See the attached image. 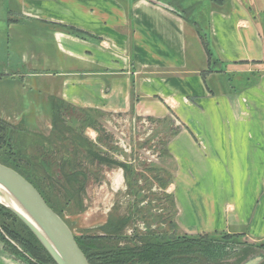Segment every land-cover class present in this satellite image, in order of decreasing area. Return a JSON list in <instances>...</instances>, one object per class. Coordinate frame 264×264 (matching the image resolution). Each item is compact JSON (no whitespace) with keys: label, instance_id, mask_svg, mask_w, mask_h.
<instances>
[{"label":"crops","instance_id":"obj_1","mask_svg":"<svg viewBox=\"0 0 264 264\" xmlns=\"http://www.w3.org/2000/svg\"><path fill=\"white\" fill-rule=\"evenodd\" d=\"M6 2L15 12L0 16L7 58L0 74L18 54L34 92L22 113L36 112L37 92L50 86L33 81L55 73L60 98L74 107L158 120L172 114L181 127L167 144L177 226L189 235L244 227L264 237V9L258 13L257 0L203 1L191 17L203 20L199 28L149 0ZM252 70L260 72L257 84L242 89L237 77ZM7 81L18 80L0 78ZM2 100L12 113L13 102Z\"/></svg>","mask_w":264,"mask_h":264},{"label":"rangeland","instance_id":"obj_2","mask_svg":"<svg viewBox=\"0 0 264 264\" xmlns=\"http://www.w3.org/2000/svg\"><path fill=\"white\" fill-rule=\"evenodd\" d=\"M257 2L260 7V9L258 8L259 13L261 9H264V0H257ZM9 12H15V7L8 6L6 0H0V16L8 18ZM261 18L262 22L260 21V23L264 33V14ZM0 24L2 25V23ZM1 36L0 33V38ZM9 51L12 54L16 52L14 49ZM4 53V50L0 49V73L3 68L5 70L7 67V58ZM10 59L11 68L7 69V73L0 74V78L4 76L18 81L0 83V127L4 129L0 130V160H7L8 157L11 159L10 151L24 154L28 158L38 154L35 149H31L33 139L30 136H47L49 134L51 124L54 122L49 102L57 100L61 102L60 107H62L61 114L57 116V119L59 118V121H62L65 126L73 129L75 135L84 138L88 144L94 147V151L100 157L117 163L116 167L110 169L107 166L100 167V171L97 172V182L90 181L85 189L83 207L79 212L69 214V212L63 211V218L69 224L75 237L87 234L92 237L100 236V228L110 217H118L123 222L124 220L127 222H124L119 234L121 244L125 241L131 244L137 243L140 238L146 235L163 239L168 237L171 239V235L174 238L182 235L195 236L183 232L176 223L177 211L172 196L176 164L168 156L167 144L181 127L172 114L169 113L165 119L158 120L138 112L111 114L101 109L88 110L74 107L60 98L59 83L52 80L55 73L49 74V80L33 81L35 85L38 84L39 88L44 86L43 82H48L50 86L43 87L37 92L38 95L34 98L36 107H38L36 112L31 110L29 113H22L21 104L27 101L26 96H32L34 92L31 90L30 81L25 79L28 74L25 72V68V73L23 72V65L18 54ZM239 75L241 76H238L236 81H239L238 84L241 86H253L260 78V72L253 70ZM27 98L29 99V97ZM2 99L13 102L12 113L8 111L10 105ZM63 104L71 107H65ZM81 110L84 112H79ZM85 118L90 123L96 121L97 130L94 131L93 128L86 127L88 125L82 127L81 121ZM14 145H17L19 152L14 150L16 149ZM56 158L59 159V156L56 155ZM22 166L23 164L19 165L21 170H23ZM125 169L130 170L129 175L124 172ZM116 174H121L122 182L118 190L113 191L112 178ZM4 221L9 220L5 219ZM9 229V231L19 230L11 222ZM221 233L230 236L240 235V241L248 244L249 247H257L264 242V237H256L248 231V228L244 227L234 229V234L216 232V234ZM215 238H219V235H216ZM25 244L20 242L18 246L28 253L30 262L48 264L41 251H30ZM261 255L263 259L259 264H264V250L263 253L243 257L238 264L254 261ZM12 259L13 257L7 253L0 242V264H12ZM17 262L19 261L15 263L18 264ZM200 263H204L203 259Z\"/></svg>","mask_w":264,"mask_h":264},{"label":"trees","instance_id":"obj_3","mask_svg":"<svg viewBox=\"0 0 264 264\" xmlns=\"http://www.w3.org/2000/svg\"><path fill=\"white\" fill-rule=\"evenodd\" d=\"M155 1L165 4L170 11L177 14L185 22L199 28L200 24H203V20L197 23L191 18L193 12L199 7V3L206 1L213 3L215 6H224L229 0H196L188 6H185L184 2L186 0ZM63 30L77 37L83 36L81 32L71 28H63ZM241 87L246 88L248 86ZM49 103L51 116L54 120L49 134L47 136H30L33 139L31 149H35L38 154L28 158L24 154L10 151L11 159H8L10 158L8 157L7 160H0V164L14 170L30 183L46 205L71 231L69 224L63 218V211H67L69 214L79 212L83 207L85 189L90 181L97 182V172L100 171V167L107 166L110 169L116 167L117 163L100 157L94 151V147L88 144L84 138L75 135L73 129L65 126L62 121H59V118L57 119L62 109L60 101L50 100ZM63 105L71 107L67 104ZM81 122L82 127L88 125L86 127H91L94 131L97 130L98 124L96 121L90 123L85 118ZM0 130L3 131L4 129L0 127ZM16 146L14 145V148ZM24 147L26 148V146ZM14 150L19 152L17 147ZM43 151L44 154H42ZM56 155L59 156V159L56 158ZM64 156L65 158H63ZM22 164L23 170L19 168V165ZM93 168H95V171H93ZM124 172L129 175L130 170L125 169ZM5 219L9 221L6 222ZM10 222L15 224L19 230L9 231ZM124 222L118 217H110L100 228V236L92 237L87 234L75 237L73 235L88 264H201V259L205 264H221L223 260L229 258L237 250L253 247H249L248 244L240 241V235L230 236L222 233L189 237L182 235L181 237L175 236L173 240L169 237L163 239L146 235L140 238L137 243L131 244L125 241L121 244L119 234ZM216 235H219V238H215ZM0 242L7 253L23 264L33 263L28 260V253L18 246L20 242L26 243L25 246L30 251H41L46 257V263L54 264L29 230L1 205ZM258 247L264 248V242Z\"/></svg>","mask_w":264,"mask_h":264},{"label":"water","instance_id":"obj_4","mask_svg":"<svg viewBox=\"0 0 264 264\" xmlns=\"http://www.w3.org/2000/svg\"><path fill=\"white\" fill-rule=\"evenodd\" d=\"M149 1L167 7L155 0ZM0 186L30 221L9 206L2 203L0 205L11 212L29 230L54 264H88L72 232L46 205L30 183L14 170L0 164ZM170 238L173 239L174 236L171 235ZM262 257V255L258 256L254 261L246 264H259Z\"/></svg>","mask_w":264,"mask_h":264},{"label":"bare ground","instance_id":"obj_5","mask_svg":"<svg viewBox=\"0 0 264 264\" xmlns=\"http://www.w3.org/2000/svg\"><path fill=\"white\" fill-rule=\"evenodd\" d=\"M121 182H122L121 174H116L113 176V178H112V189H113V191L118 190V188L121 185ZM0 203L9 206L10 208L15 210L16 212L23 215L25 218H27V220H29V218L17 207L15 202L10 198L9 194L1 186H0Z\"/></svg>","mask_w":264,"mask_h":264},{"label":"flooded vegetation","instance_id":"obj_6","mask_svg":"<svg viewBox=\"0 0 264 264\" xmlns=\"http://www.w3.org/2000/svg\"><path fill=\"white\" fill-rule=\"evenodd\" d=\"M249 249L251 250V251L249 250L250 252L248 251L247 248H243V249L237 250L229 258L223 260L221 262V264H236V262L238 264V263L241 262V259H243V257H247V256H249L251 254L256 255L258 253H263V250H264V248H260L258 246L257 247H252V248H249ZM13 259L16 260L14 257H13Z\"/></svg>","mask_w":264,"mask_h":264}]
</instances>
